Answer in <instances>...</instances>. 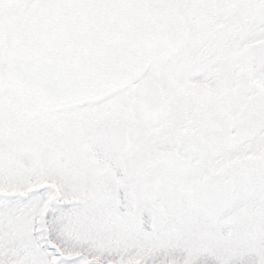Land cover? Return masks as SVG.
<instances>
[{
    "label": "snow or ice",
    "instance_id": "6c2138e0",
    "mask_svg": "<svg viewBox=\"0 0 264 264\" xmlns=\"http://www.w3.org/2000/svg\"><path fill=\"white\" fill-rule=\"evenodd\" d=\"M0 264H264V0H0Z\"/></svg>",
    "mask_w": 264,
    "mask_h": 264
}]
</instances>
